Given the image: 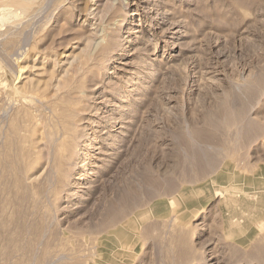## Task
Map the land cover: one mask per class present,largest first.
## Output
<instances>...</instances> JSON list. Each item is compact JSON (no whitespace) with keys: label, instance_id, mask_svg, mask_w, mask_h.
I'll use <instances>...</instances> for the list:
<instances>
[{"label":"rangeland","instance_id":"obj_1","mask_svg":"<svg viewBox=\"0 0 264 264\" xmlns=\"http://www.w3.org/2000/svg\"><path fill=\"white\" fill-rule=\"evenodd\" d=\"M0 1V264H264V0Z\"/></svg>","mask_w":264,"mask_h":264},{"label":"bare ground","instance_id":"obj_2","mask_svg":"<svg viewBox=\"0 0 264 264\" xmlns=\"http://www.w3.org/2000/svg\"><path fill=\"white\" fill-rule=\"evenodd\" d=\"M24 1V0H23ZM26 1V0H25ZM1 2V1H0ZM12 2H13V4L14 5H17V6H21V4H22V1L21 0H12ZM7 5V4H6ZM1 6V5H0ZM6 7V6H5ZM22 7V6H21ZM11 8H13V7H11ZM18 8H16V10H17ZM15 11V10H14ZM16 14H15V12H13V10L12 9H10V8H2V9H0V26L2 25V23L3 22H6V21H8L9 20V18H12V16H15ZM97 44V43H96ZM108 44H109V42H108ZM108 44H106V45H108ZM101 45H104V44H101ZM0 76H4L8 81H9V78H10V75H8L7 76V74L6 75H4V73H3V71H2V69H0ZM15 77V76H14ZM13 80L14 79H11V82H13ZM13 86V84L12 83H10V87H12ZM221 187V186H220ZM220 187H217V188H219V190H217L216 191V193H218V194H221V191H220ZM198 189H197V192H198V194L197 195H200V194H202V192H204V190H205V186H199V187H197ZM232 188V187H231ZM213 190H215V189H213ZM222 190H225V189H222ZM227 190V189H226ZM225 192V191H224ZM178 195H181V193L180 194H178ZM183 195V194H182ZM221 196H222V194H221ZM221 198H224V196H222ZM223 200V199H222ZM223 202V201H222ZM156 205H158V203H155V204H153L152 205V208H156ZM134 218H140V215H137V217L136 216H134L131 220H133ZM141 219V218H140Z\"/></svg>","mask_w":264,"mask_h":264}]
</instances>
